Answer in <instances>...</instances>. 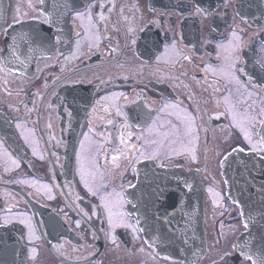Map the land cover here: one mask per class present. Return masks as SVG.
<instances>
[{
	"label": "flooded vegetation",
	"instance_id": "obj_1",
	"mask_svg": "<svg viewBox=\"0 0 264 264\" xmlns=\"http://www.w3.org/2000/svg\"><path fill=\"white\" fill-rule=\"evenodd\" d=\"M6 11L0 264H182L151 242L193 184L211 236L198 264L232 252L243 225L222 164L264 156V0H7Z\"/></svg>",
	"mask_w": 264,
	"mask_h": 264
},
{
	"label": "water",
	"instance_id": "obj_2",
	"mask_svg": "<svg viewBox=\"0 0 264 264\" xmlns=\"http://www.w3.org/2000/svg\"><path fill=\"white\" fill-rule=\"evenodd\" d=\"M6 0H0V31L6 14ZM260 142L264 148V125L260 130ZM233 157L223 161L225 193L233 204L241 210L244 226L241 235L233 243V252L211 264H239L240 260H250L252 264H264V156L251 152L234 151ZM199 196L195 200V234L185 233L175 242L160 238L151 243L156 252L182 264H197L205 250L204 232L201 225V189H195ZM246 207L248 210H246ZM255 223V228L253 227ZM247 225V226H246ZM166 233L170 228H166ZM168 238V235L166 236ZM162 242V243H161Z\"/></svg>",
	"mask_w": 264,
	"mask_h": 264
},
{
	"label": "bare ground",
	"instance_id": "obj_3",
	"mask_svg": "<svg viewBox=\"0 0 264 264\" xmlns=\"http://www.w3.org/2000/svg\"><path fill=\"white\" fill-rule=\"evenodd\" d=\"M172 181H176L178 180V178L174 177L171 178ZM193 192L190 193L187 196V203L182 205L181 204V199H183L182 197H180V199H177V201L173 204V205H168V203H166V205L168 206V208L174 207L175 209H179L180 206H182V208H184V212L182 213H178V215H175L172 213L170 214V227H168V224L166 225L167 227H158L157 230H155V234L158 235V239L162 238L163 240L167 241L169 240V242H175V239L185 233H194L195 234V228H196V212H195V208H194V203L195 200H197V198H199V196H197L194 191L195 189H198V191L200 190V188L198 187V185L193 184ZM246 210H248V208L246 207ZM201 221V220H200ZM202 225V222H201ZM255 223H253V227L255 228ZM166 228H170V232L166 233L165 230ZM202 231H203V227H202ZM168 235V238L166 237ZM241 235V233L237 234V236ZM204 240H205V236H204ZM162 243V242H161ZM206 246V243H205ZM221 259H225V256Z\"/></svg>",
	"mask_w": 264,
	"mask_h": 264
},
{
	"label": "rangeland",
	"instance_id": "obj_4",
	"mask_svg": "<svg viewBox=\"0 0 264 264\" xmlns=\"http://www.w3.org/2000/svg\"><path fill=\"white\" fill-rule=\"evenodd\" d=\"M211 195H212V199H214V201H215L214 204L218 205V203H219L218 202L219 201L218 195L215 194L213 191H211ZM207 232H209V229L207 230ZM226 233H228V235H229V232H226ZM235 233L236 232H234L231 236H233ZM210 238H211V236H210V233H209V238H207V239L209 240ZM208 240H206V243H207ZM238 263L239 264H241V263L244 264L245 263V260L244 259L243 260H240Z\"/></svg>",
	"mask_w": 264,
	"mask_h": 264
},
{
	"label": "snow or ice",
	"instance_id": "obj_5",
	"mask_svg": "<svg viewBox=\"0 0 264 264\" xmlns=\"http://www.w3.org/2000/svg\"><path fill=\"white\" fill-rule=\"evenodd\" d=\"M261 151H264V148L260 149ZM253 151H256V149L254 148ZM247 226V225H246Z\"/></svg>",
	"mask_w": 264,
	"mask_h": 264
}]
</instances>
